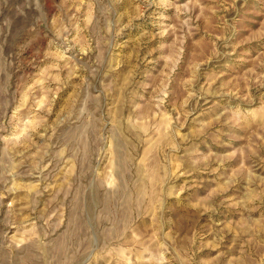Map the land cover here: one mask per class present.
<instances>
[{
  "label": "rangeland",
  "instance_id": "obj_1",
  "mask_svg": "<svg viewBox=\"0 0 264 264\" xmlns=\"http://www.w3.org/2000/svg\"><path fill=\"white\" fill-rule=\"evenodd\" d=\"M0 264H264V0H0Z\"/></svg>",
  "mask_w": 264,
  "mask_h": 264
}]
</instances>
